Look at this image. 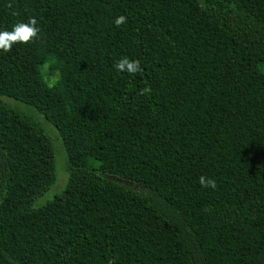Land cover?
<instances>
[{"label":"trees","instance_id":"1","mask_svg":"<svg viewBox=\"0 0 264 264\" xmlns=\"http://www.w3.org/2000/svg\"><path fill=\"white\" fill-rule=\"evenodd\" d=\"M30 17L0 50V264H264V0H0V31ZM43 119L68 180L38 204Z\"/></svg>","mask_w":264,"mask_h":264},{"label":"clouds","instance_id":"2","mask_svg":"<svg viewBox=\"0 0 264 264\" xmlns=\"http://www.w3.org/2000/svg\"><path fill=\"white\" fill-rule=\"evenodd\" d=\"M127 23V17L124 15L118 16L115 19V24L121 26ZM38 21L35 17H30L27 23L20 22L14 25L11 31H0V50L7 53L12 49V46L17 43L28 44L39 34ZM115 69L118 72H127L129 74H135L141 71V64L139 60L129 59L127 56L121 57L118 62L114 64ZM151 88L145 87L141 89L140 94L144 95L150 93ZM199 183L202 187L215 188L216 182L213 179L201 176Z\"/></svg>","mask_w":264,"mask_h":264},{"label":"rangeland","instance_id":"3","mask_svg":"<svg viewBox=\"0 0 264 264\" xmlns=\"http://www.w3.org/2000/svg\"><path fill=\"white\" fill-rule=\"evenodd\" d=\"M41 69L51 84L55 83L58 80L59 78L58 70L50 71L48 65H43ZM42 122L46 125L47 131L51 136L57 150L56 160H57L58 180L56 185L45 195H43L41 199H39L38 204H43L46 200L53 198L55 195L61 192L68 180V170H67L65 150L62 146L61 138L58 134V131L53 125L49 124L44 119L42 120ZM94 165L98 166L97 163H94ZM119 180L130 188H133L137 191H144V188L141 185H139L137 182L125 178H120Z\"/></svg>","mask_w":264,"mask_h":264}]
</instances>
